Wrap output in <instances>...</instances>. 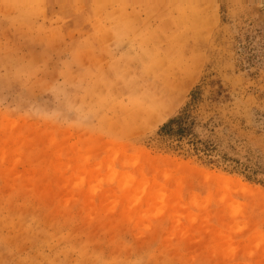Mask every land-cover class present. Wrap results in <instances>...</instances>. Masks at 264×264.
<instances>
[{
  "label": "rangeland",
  "instance_id": "374dc122",
  "mask_svg": "<svg viewBox=\"0 0 264 264\" xmlns=\"http://www.w3.org/2000/svg\"><path fill=\"white\" fill-rule=\"evenodd\" d=\"M188 106L264 172V0H0V264H264V187L160 132Z\"/></svg>",
  "mask_w": 264,
  "mask_h": 264
},
{
  "label": "trees",
  "instance_id": "16d2710c",
  "mask_svg": "<svg viewBox=\"0 0 264 264\" xmlns=\"http://www.w3.org/2000/svg\"><path fill=\"white\" fill-rule=\"evenodd\" d=\"M196 95L197 92L192 93V102ZM189 111L190 107L188 106L181 115L170 119L160 128L161 133L174 141L175 145L172 149L178 151L181 155L195 156L207 166L221 168L224 172L240 175L247 182L264 187V177L260 176L264 172L259 166H250L247 163H241L226 156H217L216 150L211 145L194 138L192 134L194 121L191 120Z\"/></svg>",
  "mask_w": 264,
  "mask_h": 264
}]
</instances>
